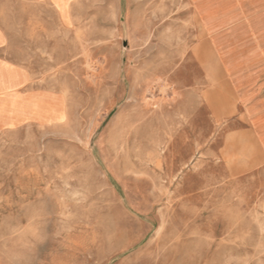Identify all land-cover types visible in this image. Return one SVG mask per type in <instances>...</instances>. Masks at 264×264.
<instances>
[{
  "label": "rangeland",
  "instance_id": "rangeland-1",
  "mask_svg": "<svg viewBox=\"0 0 264 264\" xmlns=\"http://www.w3.org/2000/svg\"><path fill=\"white\" fill-rule=\"evenodd\" d=\"M52 1L0 10L39 76L0 60V264H264L256 134L179 114L180 0Z\"/></svg>",
  "mask_w": 264,
  "mask_h": 264
},
{
  "label": "crops",
  "instance_id": "crops-1",
  "mask_svg": "<svg viewBox=\"0 0 264 264\" xmlns=\"http://www.w3.org/2000/svg\"><path fill=\"white\" fill-rule=\"evenodd\" d=\"M179 2L184 40L170 75L179 114L198 117L204 110L226 132L254 133L264 156V0ZM10 3L35 7L48 3L63 21L52 0H0V10ZM0 35V60L22 73L26 88L39 78L38 73L30 65L1 56L9 42L1 17Z\"/></svg>",
  "mask_w": 264,
  "mask_h": 264
},
{
  "label": "bare ground",
  "instance_id": "bare-ground-1",
  "mask_svg": "<svg viewBox=\"0 0 264 264\" xmlns=\"http://www.w3.org/2000/svg\"><path fill=\"white\" fill-rule=\"evenodd\" d=\"M218 49V48H217ZM258 130V129H257ZM152 224V223H151Z\"/></svg>",
  "mask_w": 264,
  "mask_h": 264
}]
</instances>
